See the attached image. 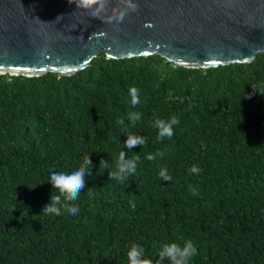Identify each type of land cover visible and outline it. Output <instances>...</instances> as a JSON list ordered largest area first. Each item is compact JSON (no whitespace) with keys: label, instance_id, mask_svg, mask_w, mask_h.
<instances>
[{"label":"trees","instance_id":"1","mask_svg":"<svg viewBox=\"0 0 264 264\" xmlns=\"http://www.w3.org/2000/svg\"><path fill=\"white\" fill-rule=\"evenodd\" d=\"M172 116L174 135L158 141L154 121ZM128 132L146 145L124 147ZM121 150L140 157L134 175L97 173L101 159L113 170ZM88 158L91 175L71 202L79 213H42L50 174ZM187 240L197 249L189 264H264V50L207 68L98 53L72 75L0 74V264H126L132 243L169 264L162 245Z\"/></svg>","mask_w":264,"mask_h":264},{"label":"water","instance_id":"2","mask_svg":"<svg viewBox=\"0 0 264 264\" xmlns=\"http://www.w3.org/2000/svg\"><path fill=\"white\" fill-rule=\"evenodd\" d=\"M0 0V74L72 75L98 53L157 54L183 67L248 63L264 50V0H133L122 23H107L119 0Z\"/></svg>","mask_w":264,"mask_h":264},{"label":"clouds","instance_id":"3","mask_svg":"<svg viewBox=\"0 0 264 264\" xmlns=\"http://www.w3.org/2000/svg\"><path fill=\"white\" fill-rule=\"evenodd\" d=\"M120 4L123 5L121 9H113L112 14L105 18L107 23H122L125 16L129 12H135L138 9V5L133 2V0H119ZM107 0H78L76 3L77 7L90 8L92 5H98L91 15L96 17L101 11L106 10ZM139 89L136 87H129L128 93L131 97V104L133 106L140 103L139 99ZM169 99H180V97H172L169 93ZM181 102H183L181 100ZM143 118L142 113H130L128 119L131 121L133 127L138 121ZM119 124H123V119L117 121ZM180 120L177 116H172L170 119H160L157 118L153 123V128L157 130L156 139L158 141H163L165 138H171L174 135V126L179 125ZM126 134V140L124 141V147L131 149L135 146H145L147 143V137H142L134 133L128 132ZM163 157V152H157L154 155L149 154L147 159L150 161L156 160L157 157ZM140 160L138 155L133 156V158H127V153L120 151L118 157L115 161L113 170L109 171V161L101 159L97 168V173L102 170L107 169L108 179L115 180L117 182L123 183L128 179L130 175H134L137 169V164ZM91 161L88 158L77 168L69 169L63 172H53L50 174L48 183H50L54 189L50 203L45 205L42 209V213H54L60 215L61 210L71 214L77 215L79 213V208L72 204L71 202L79 199L82 190L85 188V178L91 175ZM99 169V171H98ZM192 173H199L201 170L192 166L190 169ZM159 178L163 181L170 182L172 177L168 174L166 168H162L159 171ZM190 187V191L196 194L197 190ZM57 192L59 194H57ZM89 196L92 195L91 191L88 193ZM197 254V249L191 240L184 242L183 246L177 243H166L162 245L161 251L159 253L161 261L167 259L169 264H189L190 259H192ZM126 264H152V261L144 258V249L136 243H132L127 251Z\"/></svg>","mask_w":264,"mask_h":264}]
</instances>
